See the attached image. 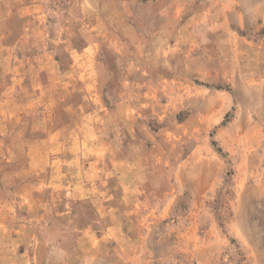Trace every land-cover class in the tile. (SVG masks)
<instances>
[{"label": "rangeland", "instance_id": "1", "mask_svg": "<svg viewBox=\"0 0 264 264\" xmlns=\"http://www.w3.org/2000/svg\"><path fill=\"white\" fill-rule=\"evenodd\" d=\"M224 7L244 31L224 0H0V188L29 137L80 136L86 166L146 173L154 264H264V82L221 77Z\"/></svg>", "mask_w": 264, "mask_h": 264}, {"label": "crops", "instance_id": "2", "mask_svg": "<svg viewBox=\"0 0 264 264\" xmlns=\"http://www.w3.org/2000/svg\"><path fill=\"white\" fill-rule=\"evenodd\" d=\"M225 2L237 8L245 29L233 31L232 8L224 7V56L241 59L242 64L230 68L224 63L221 77L228 79L232 73L233 79L263 83L264 0ZM163 28L158 25L156 31ZM214 74L209 76L219 73ZM28 140L36 147L26 149L28 168L18 174L30 180L0 188V264H154L156 253L148 250L147 240L157 214L148 208L143 170L127 169L124 174L111 168L106 173L94 168L95 151L86 166L80 136L60 141L43 134ZM54 158L65 165L50 168L46 162ZM195 257L193 253L192 260L180 264H199Z\"/></svg>", "mask_w": 264, "mask_h": 264}, {"label": "bare ground", "instance_id": "3", "mask_svg": "<svg viewBox=\"0 0 264 264\" xmlns=\"http://www.w3.org/2000/svg\"><path fill=\"white\" fill-rule=\"evenodd\" d=\"M208 178H209V176L207 175V173L205 174L203 172L202 178L200 179L201 186H203L206 183V181H208Z\"/></svg>", "mask_w": 264, "mask_h": 264}]
</instances>
